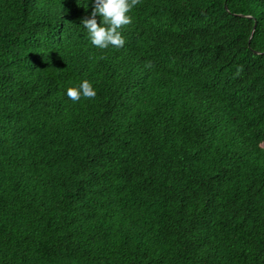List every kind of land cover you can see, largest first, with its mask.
Returning <instances> with one entry per match:
<instances>
[{"label":"trees","instance_id":"obj_1","mask_svg":"<svg viewBox=\"0 0 264 264\" xmlns=\"http://www.w3.org/2000/svg\"><path fill=\"white\" fill-rule=\"evenodd\" d=\"M94 3L0 0V264H264V0Z\"/></svg>","mask_w":264,"mask_h":264},{"label":"clouds","instance_id":"obj_2","mask_svg":"<svg viewBox=\"0 0 264 264\" xmlns=\"http://www.w3.org/2000/svg\"><path fill=\"white\" fill-rule=\"evenodd\" d=\"M140 2L141 0H95L91 16L82 21L90 43L99 50L122 48L125 40L120 30L123 26L132 23L133 17L129 13ZM97 17H100L99 23ZM66 94L76 102L82 97L95 98L96 90L92 83L83 80L78 87L68 88Z\"/></svg>","mask_w":264,"mask_h":264}]
</instances>
